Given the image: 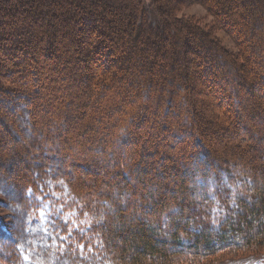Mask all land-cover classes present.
<instances>
[{
  "label": "trees",
  "instance_id": "obj_1",
  "mask_svg": "<svg viewBox=\"0 0 264 264\" xmlns=\"http://www.w3.org/2000/svg\"><path fill=\"white\" fill-rule=\"evenodd\" d=\"M196 1L217 9L224 17L222 23L227 22L226 17L234 21L241 15L242 25L237 32H244L243 41L249 42L246 53L251 60L247 59L252 62V54L258 49L260 59H256L255 64L263 66L264 0H0V105L3 111L9 108L10 114L15 113L14 106L21 100L32 106L24 113L35 115L36 118L31 120L34 127L46 123L48 136L40 133V140L34 137L35 141L28 145L33 150L44 148L43 141L51 142L50 135L55 136L51 128L53 122L60 120L67 124L64 127L67 140L73 138V128L77 132V141L71 142L67 150L55 148V154L51 151L43 155L31 154L37 158L34 160L36 166L42 168V173L35 171L32 175L22 173L19 166L12 167L20 160L24 161L28 154L26 150L10 154L11 176L10 180L5 177L3 184H13L16 189L14 230L11 234L3 223L0 226V264H225L230 259L246 257L260 259L254 264H264V147H260L257 141L256 144L251 142L253 145L249 142L248 148L243 144L248 154L238 153L237 158H224L214 166L209 161L196 164V157L199 159L204 154L194 152L184 135L197 132L198 137H206V133L200 121L195 131L192 129L190 113L194 114L196 110L193 102L191 109L187 107L184 111L182 101L169 97L166 105L160 103V99L154 100L151 93L154 83L145 93V101L138 102L137 108L133 107L135 110L131 109L129 119H123L126 112L121 118H114V112L121 110L120 105L115 104L119 99L106 93L107 89H121L123 95L122 90L132 87L133 82H129L139 76L158 84L170 82L185 86V74L178 71L176 65L178 60L179 66L182 61L194 64L193 73H206L203 75L206 79L209 71L217 74L213 65L206 62L219 56L224 59L221 53L225 52L224 49L202 26L192 25L190 19L184 22L179 17L184 8ZM60 29L63 34L70 35L63 40L65 52L73 47L72 51L79 54L74 55L76 66L81 64L79 67L82 68H76L78 78L83 82L82 91L90 100L89 105L86 103L83 107L85 111H78L75 119L71 111L56 114L58 112H50L47 103L45 107L39 105L44 93L42 74L33 62L38 60L37 54L43 43H46L47 54H56L55 39ZM196 36L204 38L199 40L202 60L200 57L197 61L188 60L194 43L198 42ZM256 36L260 38L259 44L255 43ZM230 56L235 62H224L225 67L235 68L238 57ZM56 60L59 61L60 57L57 56ZM262 68L256 72H262L264 66ZM5 75L9 79L7 84L2 80ZM111 77L117 83L118 77L127 78L129 84H117L111 81ZM218 77L220 81L216 88L221 94L215 88V95L222 99L229 95V85L233 83H229L226 77ZM262 77L264 81V72ZM35 83L38 84L35 86ZM124 100L125 104H135L127 102L126 97ZM149 100L161 104L157 109L160 117L155 124L167 137L163 140L165 137L158 134L153 142L148 137L152 143L144 140L140 147L143 152L135 157L134 164L130 162L128 165H133L134 177L130 178L126 171H122L123 163L128 164L129 157L127 146H122L133 140L132 135L146 139L147 134L142 133L137 124L140 122L141 128L146 129L150 126L148 120L151 118L150 124L154 121L155 111L143 115ZM188 103L187 97L184 104ZM229 103L224 110L231 109L233 105ZM59 110L63 111L62 108ZM0 115L8 126L29 122L20 115L17 119L14 114L12 117L4 113ZM135 118L139 119L135 121ZM225 118L231 119L234 134L246 129L248 137L254 135L238 118L234 121L235 117L232 118L228 111ZM84 119L87 122L82 124ZM130 128L134 131L131 132ZM115 129L123 132L119 135ZM113 131L115 139L110 136ZM242 141L240 144L245 139ZM176 143H180L178 148ZM159 146L163 152L153 159L151 155L157 154ZM89 149L95 150L100 159L108 160V166L114 168H100L98 161L94 160V152L91 156L87 153ZM72 150H77L78 154ZM69 156L74 157L72 161L86 159L94 164L108 175L105 179L100 178L105 182L92 191L83 186L82 181L75 187L70 181L76 180L75 173L63 165ZM42 157L49 160L45 162ZM12 173L17 174L12 177ZM95 178L100 180L97 176ZM165 178L168 179L165 181ZM198 179L204 184L201 185ZM26 182L28 185L23 187ZM121 182H131L133 196L128 197L127 203L112 202L111 193L121 186ZM102 185L106 188L102 189ZM117 190L122 192L119 188ZM104 194L110 195L107 198L110 201L101 199ZM173 206L177 216L170 215ZM140 210L147 212V216L144 215L147 220L134 222L131 217L137 219Z\"/></svg>",
  "mask_w": 264,
  "mask_h": 264
},
{
  "label": "rangeland",
  "instance_id": "obj_2",
  "mask_svg": "<svg viewBox=\"0 0 264 264\" xmlns=\"http://www.w3.org/2000/svg\"><path fill=\"white\" fill-rule=\"evenodd\" d=\"M220 14L221 13H219V11L213 8L210 4H207L203 1L202 2L196 1L195 4L184 8L179 16L180 18L184 20V22H187L188 19H190V22H192L191 23L192 25L197 24L199 26H202L204 30L209 31L208 34L210 35V37L214 40H217V42L219 43V46H221L224 49L225 52H221L225 56L224 59L219 56L215 59L211 58V60H208L206 62V64L211 63V65H213L212 69L213 70L216 69L217 74L214 75L213 73H211V71H209V74L206 79V77L203 76L206 73H202V74L193 73L192 69L194 68V64L190 65V64H187L185 61H182V63H180V66H179V60H178L176 65H177L178 71H180L182 74H185L184 80H186V82L183 83L185 84V86L173 84L170 82L169 84H166L165 82H161L158 84L157 82H153V80L150 82V79H143L141 76H139L141 79L140 78L137 79V77H135L134 80H131L129 82V83L133 82L134 85L132 87H130L126 91L122 90L123 93L125 92L124 94L122 93L123 95H121V92H120L121 89H119V91L114 90L115 92L110 89L106 90V93L109 96L112 95L115 97V99H119V101H116L115 104H119L121 107V110H119L116 113L114 112V116H115L114 118H117V117L121 118V115L124 112H126L125 117L123 119H126V118L129 119L128 116L130 113H132L131 109L133 107L137 108L138 102L139 104H141L145 101L144 95L145 93H147L148 88H150V86L154 83L156 84L151 89V93L153 94L152 96L154 97V100H156L157 98L158 100L160 99V103H163V104L165 103L166 105L167 100L170 97L173 100L175 99L176 101L178 100L182 101L183 106L185 107L182 111H184L187 107L191 109V106H192L191 102H193V105L195 104L194 106L196 110L194 109L195 110L194 114L191 111L190 113L191 118L189 117L191 121L193 122L191 125L194 126V127L192 126L193 127L192 129H194L195 126H197L196 125L197 122L200 121L201 127L204 128L205 130L206 137L204 135H202L201 137L200 136L198 137L197 132H194L193 134H190L188 136L184 135L185 138L184 137L183 138L186 139V141L189 140L191 142L190 145L194 147L193 151L194 150L198 151V153L201 151L203 152L204 155L202 157L199 156L200 157L199 159L196 157L195 159L196 164H202L204 161L205 162L209 161L210 164H212L213 166L217 163H221V161L224 158L230 159L231 156L233 158H237L238 153L241 154L244 152L248 154L249 152L246 151L247 149L245 148L246 147L248 148L249 142L255 143L257 141L256 143L260 144V147H264V141H263V138H264V81L262 80L263 78L262 73L264 72V70H262V72L260 73L256 72V70L258 71L261 70L258 68H262L264 64L263 66L262 64L260 65L258 63L255 64L256 59H260V57L258 56L259 54L258 49H255L254 46L251 47L253 50L254 49L256 50L254 51L255 54H252L253 55L252 62L250 61L251 57L249 58L246 53V51L248 50L247 45L249 44V42H247V40L243 41V39H245L243 35L244 32L242 31L237 32L239 25L240 26L242 25L241 15L236 16L234 21L232 20V18L228 20L226 17L227 22L222 23L221 21L223 20L222 18L224 17L221 16ZM73 32H75V30ZM58 33L59 34L58 36H56L57 38L55 39L56 40L55 44L58 46L56 48L57 49L56 54H52V55L47 54L44 49V46L46 43H43L42 46L40 45L41 46L39 48L40 51L37 54L38 60L33 62L35 67H37L36 69L40 70L42 74L41 75L42 83L41 82L40 83L43 86L44 93H43V97L41 96V98L43 99L40 100L39 105L40 107H45V103H47V105L51 109V110L49 109L50 112L51 111H53L54 113L58 112L56 114H60V112H65V111H67L68 113L71 111L72 112L71 116L74 117L78 113V111L80 112L85 111L83 107L85 106L86 103L89 105L90 100L86 98L87 95L85 96V93L82 91L81 83L83 82H81L78 78L79 73L76 68L81 66V64H79V66L78 65L76 66L75 64L76 59H74V55L78 53L72 51L74 50L73 47L67 53L64 50L65 44L63 40L67 39L68 36L70 35L63 34L62 30ZM73 34L76 35V33H73ZM202 39L204 40V38ZM202 39H200L199 36H196V40L198 42L194 43L192 51L190 52L188 56L189 57L188 60L197 61L198 57H200V60H202L203 53H200L199 51V50H202L201 43H199V40H202ZM253 43L254 41H252V45ZM255 43L256 44L260 43L259 36L255 37ZM262 43H264V41H262ZM159 48L161 49L162 46ZM187 51H188V48H187ZM49 52L51 53V51ZM64 52L66 54H63ZM80 52L81 51H79V53ZM230 55H237L238 57L237 62L235 63L236 65L235 68H233V66H228L229 68L225 67L224 62L228 63V61L230 60L235 62L234 59H232ZM57 56L60 57L59 61L56 60ZM242 56H244L245 58H242ZM247 57L250 60H248ZM63 58L67 60L63 61L65 60ZM185 66L186 68L184 69ZM79 69L81 70L82 68L79 67ZM181 69H183V71H181ZM146 70L148 69L146 68ZM220 75L223 78L226 77L229 83L231 84L233 83L232 85H229V90H230L229 95L222 97V99H218V97L215 95V88L218 87L216 84H218L220 81L219 80L220 77H218ZM186 76H187V79H186ZM155 78L157 79V77ZM117 79H118L119 84H123V85L129 84L127 78L120 79L118 77ZM2 80L3 82H5V84L9 82V79L6 75L3 77ZM112 80L116 82L114 77L111 79V81ZM36 84L38 83H35L34 85L36 86ZM216 90L218 89L216 88ZM125 97L127 99V102L133 101L135 102V104L134 105L132 104L130 105L129 103H128L129 105L125 104V101H126L124 100ZM187 97H188L189 103L184 104V102L187 100ZM183 99H185V101ZM151 101L152 100H149L150 103H148L149 105H148L147 111L144 112L143 115L147 116L150 113L149 112L150 110L155 111L154 113H156V115L155 114L153 115L154 121L152 122V124H150L151 123L150 121L151 118H150L148 120L150 126H148V128L146 129L141 128L142 124H140V122H138L139 124H137L139 125L138 127H140V129L142 130V133L144 131V134H147L146 139H143V137L139 138V136L137 139L136 136L134 137V135H132L133 140L131 141L129 140L130 144L127 142L122 146V147L127 146V151L129 155V157H127L128 164L123 163L122 171H126L130 175V176L128 175L130 178L134 177V173L132 171L133 165L132 166L131 165L128 166V165L130 162L134 164L133 162H134L135 157H138L140 153L143 152L141 151L140 147L144 144L143 143L144 140H146L147 143L148 141H150L149 140L150 138H151V141L152 140L155 141L157 139L158 134L161 136L163 135L165 137V138H162L163 140H166V137H167L165 133H162V131H160L157 128V125L155 124V122H157L158 117H160L159 111L157 109L160 107L161 104L159 103L158 105V104H155V101L153 102ZM227 101L232 102L233 106L231 107V109L224 110L225 108L223 107H226L227 104L229 103ZM21 102H23V105L21 104L20 106ZM156 105L157 107H155ZM31 107L32 106L30 105V103L28 104L25 102L24 104V101L19 100L18 104L14 106L15 113L10 114L8 111L9 108L6 111H3V108L0 105V114L3 115L4 113V115L6 114L10 117H12L14 114V119H17V115H20V116H23L25 120H29L28 123L24 121L20 123H13L11 126L10 125L8 126V124H6L5 122V118H2V116L0 115V222H2L7 227V231H9V233L11 234L13 233V230H14L13 214H14V201H15L14 197H16V189L13 184H6V185L3 184V182H5L4 178L6 177L7 179L10 180V176H11L9 175L10 168L8 166L9 162L11 161L10 154L11 153L17 154L18 152H20V150L22 151L26 150L27 151L26 153L28 154L25 156L26 158H24V161L20 160V162H18L17 164L14 163L12 167L19 166L22 173L25 171V172H28L29 174L34 175L35 171L36 173H42L43 170L42 168H38L36 166L37 164L34 159H37V158L32 157L31 154L38 153L41 155L42 153L43 155V153L48 154L50 151L53 152L51 154H55L54 152L55 148L56 149L59 148L60 151L62 149L67 150L71 147V145H69L71 142L75 143L77 141L76 140L77 132L76 130H74V128L71 131L73 138L67 140L66 135L68 133H67V130L65 131L64 129V127L67 124L64 121L59 120L58 122L57 121L53 122L51 125V128H53L52 132H54V135H55V136L50 135L52 137L51 142L43 141L42 145H44V148L40 147L36 150L35 149L33 150L32 146H28L29 142L33 141L34 137L35 139L39 138L40 140V137H41L40 133L42 134V136H45V133H46L47 135L45 137H47L49 132L45 128L46 123L40 124L41 126H36L37 124H35V127L32 125L31 120H34L36 118L35 115H32V113H24V110H26V108L30 109ZM173 107L174 109H177L175 104L173 105ZM59 108H62L63 111L59 110ZM223 110L226 112L224 113ZM171 111H173L172 108H171ZM227 111L230 113L232 118L235 117L233 119L234 121L238 118L239 122L245 123V125H247L250 129L249 131H252V135L253 134L254 135L253 136L249 135L248 137V135H246L248 133L246 129H245V132L247 133L241 130L238 133V134H241L242 136L238 135L237 133L234 134L235 131L233 128L234 126L230 122L231 119L227 120V118H225ZM185 115L183 117L186 119L187 117H185ZM87 116H88V113H87ZM139 116H142L141 113H139ZM77 117L78 116H75L74 119ZM74 119H72V122H74ZM135 119L134 120L137 121L139 118H135ZM254 121L257 122L256 125L252 124ZM86 122L87 120L84 119V121H82V124ZM130 130L131 132L134 131L131 128ZM114 131L116 132L119 131L118 132L119 135L120 133L123 132L121 131V129L120 130L115 129ZM114 131H113V134L110 135L112 138L115 137ZM110 136H109V139H110ZM149 136L150 138H148ZM238 136H241V137H238ZM237 137L239 141L238 143H237ZM243 138L245 139V141L244 143L240 144L241 142H243L242 141ZM184 139H182V141ZM113 143L115 144V140ZM171 144L174 145V141H172ZM176 144L178 148L180 143L179 144L176 143ZM243 144L244 145L246 144L247 146H245L244 148ZM251 145L253 144L251 143ZM161 146L165 147V145L164 146L161 145ZM162 149L163 148L159 146V148L156 150L157 154L151 155L152 158L155 159L156 157L161 156V152H163ZM72 151L76 155L78 154L77 150L76 151L72 150ZM92 152H94V155H95L94 160L98 161V164H99L98 166H100V168L101 166L103 167V169L108 167L107 169L112 170L114 168L112 166H108L109 165L108 160L100 159L99 154H97L95 150L93 151L92 149H89V151H87V153L90 156L92 155ZM108 152L109 150L106 151V153ZM44 158L45 157H42V159ZM68 158L69 159L66 160V162L63 165L65 166L66 170L68 171L72 170L73 173H75L76 180L75 179L70 180L74 184V186L75 184L79 186V183L82 181L81 182L82 185L92 191L95 189L97 190L98 187L105 182V180H102L100 178L105 179L106 176L108 175L105 172L100 171L98 167L94 166V164H91L86 159H78V160L72 161L74 157L69 156ZM244 158H247V156H244ZM44 160L45 162H47L49 159L45 158ZM71 161L73 164H71ZM205 162L203 164H205ZM25 163H30V164H28L29 166L27 165V167L26 166L24 167L23 165H25ZM212 165H210V168L215 169ZM15 169L17 170V168ZM215 171L218 173L219 169L218 170L215 169ZM12 174H13L12 177H14V175H16L17 173H12ZM96 176L100 179L99 181L97 178H95ZM168 178H165V181ZM95 180L97 181L95 182ZM133 181H135V179ZM133 181H132V184L134 183ZM198 181L201 185L204 184L203 181L199 179ZM129 183L131 184V182H121L120 184L121 186L118 187L119 190L120 189L122 190L121 193H119L120 191L118 192L117 190L118 188L112 191L111 193L113 197L112 202L117 201V200H119L121 203L129 202V198H132L133 196V194L130 192L131 191L130 187H133V186H129ZM27 185L28 183L26 182L25 185L24 186L22 185V186L26 187ZM101 187L102 189L106 188V186L104 185H102ZM19 189H22V188H19ZM107 198H110V195L104 194V196L101 197V199H105L107 200V202L110 201V199H107ZM96 199L98 198L96 197ZM107 205H109L110 207V203H107ZM107 205L105 204V206ZM173 208L174 210L172 211V213H170V215L173 214V216L175 215L177 216V210L175 206H173ZM111 212L114 213L113 211ZM146 214L147 212L140 210V215H137L136 217L137 219L129 216V214H128V217L129 219L131 217L132 220H134V222L135 220H138V221L143 220L145 222V220L147 219H145L146 217L144 215ZM259 260L260 259H254L253 257H246V258L234 259V260L230 259L229 262L226 260L227 263L225 262V264H254L255 262L257 263Z\"/></svg>",
  "mask_w": 264,
  "mask_h": 264
},
{
  "label": "snow or ice",
  "instance_id": "obj_3",
  "mask_svg": "<svg viewBox=\"0 0 264 264\" xmlns=\"http://www.w3.org/2000/svg\"><path fill=\"white\" fill-rule=\"evenodd\" d=\"M0 226H2V222H0ZM24 259H25V260H27V259H28V257H25Z\"/></svg>",
  "mask_w": 264,
  "mask_h": 264
},
{
  "label": "bare ground",
  "instance_id": "obj_4",
  "mask_svg": "<svg viewBox=\"0 0 264 264\" xmlns=\"http://www.w3.org/2000/svg\"><path fill=\"white\" fill-rule=\"evenodd\" d=\"M247 101V100H246ZM254 123V122H253Z\"/></svg>",
  "mask_w": 264,
  "mask_h": 264
}]
</instances>
